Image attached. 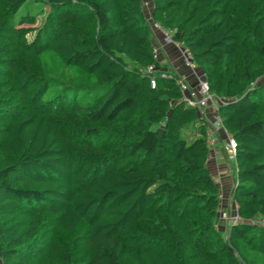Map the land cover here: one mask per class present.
I'll use <instances>...</instances> for the list:
<instances>
[{
    "label": "trees",
    "instance_id": "1",
    "mask_svg": "<svg viewBox=\"0 0 264 264\" xmlns=\"http://www.w3.org/2000/svg\"><path fill=\"white\" fill-rule=\"evenodd\" d=\"M152 1L231 98L232 198L244 221L264 219V0ZM153 36L143 0H0L1 264L264 263V226L218 228L208 124L177 75L151 87Z\"/></svg>",
    "mask_w": 264,
    "mask_h": 264
},
{
    "label": "built area",
    "instance_id": "2",
    "mask_svg": "<svg viewBox=\"0 0 264 264\" xmlns=\"http://www.w3.org/2000/svg\"><path fill=\"white\" fill-rule=\"evenodd\" d=\"M146 5H148V2H146ZM149 25L153 31L154 37L156 36V33H159L165 44H171L177 48L184 66L191 71L196 80V84L193 86L186 77L178 74L173 68H164L161 64H150L146 68V73L150 76L151 87H156L158 78H171L173 75H177L176 82L181 92L180 102L184 103L186 106L198 109L200 115L208 124L206 141L210 149L212 150L220 141V137H223L225 156L229 172L233 179V185L235 186V173L237 171V142L234 136L224 126L220 116V107L227 104L231 100L224 99L211 92L208 82L205 80L204 76L199 73L191 52L180 43L174 41L171 33L167 29L154 21H151ZM160 52L161 50L159 45L155 44L153 46V56L158 61H160ZM235 210L236 212L232 215H230V213L221 212L222 217L227 220V225L239 222H249L264 226V219L244 221L237 213L236 204Z\"/></svg>",
    "mask_w": 264,
    "mask_h": 264
},
{
    "label": "crops",
    "instance_id": "3",
    "mask_svg": "<svg viewBox=\"0 0 264 264\" xmlns=\"http://www.w3.org/2000/svg\"><path fill=\"white\" fill-rule=\"evenodd\" d=\"M146 2H148V5H146ZM152 0H143V11H144V15L146 20L150 23L153 17V6H152ZM148 6V7H147ZM152 44L153 46L155 44L159 45L160 47V64L162 66H164V68H173L178 74L186 77L188 79V81L194 86L196 84V80L193 76V74L191 73V71L184 66L182 60H181V55L179 53V51L177 50V48L173 45H169V44H165L161 38V35L159 33H156V36H153L152 39ZM203 75V74H202ZM224 143V139L223 137H220V141L217 143L216 146H214V148L210 151L209 154V158H208V162L207 165H209L213 170V178L215 180V177L219 178V184L221 185V188L223 189V191H225V193L221 192V205H220V215L222 209H225L223 206V200L226 198L225 196H227V190H229V184L225 183L224 177L227 176L228 174H230L229 172V168L227 167V159L225 156V147L223 145ZM232 177V176H231ZM216 182V181H215ZM227 184V185H225ZM218 185V184H217ZM231 187V185H230ZM229 201L232 198V191H229ZM223 205V206H222ZM222 208V209H221ZM219 218V222H218V228L221 231H227L228 227H227V223H223L221 221L220 216ZM220 225V226H219ZM221 227L223 229H221Z\"/></svg>",
    "mask_w": 264,
    "mask_h": 264
},
{
    "label": "rangeland",
    "instance_id": "4",
    "mask_svg": "<svg viewBox=\"0 0 264 264\" xmlns=\"http://www.w3.org/2000/svg\"><path fill=\"white\" fill-rule=\"evenodd\" d=\"M151 1V0H150ZM154 4H153V2H152V6H153ZM149 6V5H148ZM147 6V7H148ZM152 10H153V12H154V6H153V8H152ZM43 16L44 15H37V16H30L28 19H27V21H26V23H25V26H27L28 28H31L32 29V31H31V33L30 34H28L29 35V38H31V36L35 33V31H34V28H36L39 24H41V21H42V19H43ZM151 21H154V19H153V17H152V19H150ZM155 22V21H154ZM53 61H51L49 64H48V67L50 66V67H52V63ZM196 63V62H195ZM196 66H198L197 65V63H196ZM42 67H44V69H45V66H42ZM201 70V69H200ZM201 73L203 74V76H204V78H206V75H205V72L203 71V70H201ZM206 80V79H205ZM261 80L262 81H264V74H262V75H260L257 79H256V81H258V83L259 82H261ZM217 95V94H216ZM218 96V95H217ZM229 100H231V98H229ZM74 127L75 126H71V129H74ZM182 136L184 137V138H186L188 141H191V140H193L196 136H197V127L195 126V127H192V128H189L188 130H185L183 133H182ZM227 167H228V164H227ZM208 168H209V170L211 171V173L213 174V170H211L212 168L208 165ZM215 181H216V183L218 184V187L220 188V190H221V192L222 193H225V191H223V189L221 188V185L219 184V178L217 177H215ZM225 183H227V184H229V190H227V196H225L226 198L223 200V207L225 208V209H222V211L223 212H226V213H230V215H232V214H234L235 212H236V210H235V202L231 199L230 201H229V203H228V200H229V191L231 192L232 191V189H233V179H232V177H231V175H227V176H225L224 177V180H223ZM227 184H225V185H227ZM230 185H231V187H230ZM220 218H221V221L223 222V223H227V220L226 219H224L223 217H222V215H220ZM220 226V225H219ZM228 226V225H227ZM221 229H223L222 227H221ZM227 232V231H226ZM223 234H224V237L226 236L225 235V231H223ZM77 245H79V244H77ZM239 247H241V245H239L238 243H235L233 246H232V248H233V254L236 256V257H238V258H241V256H240V254H239V252H238V250H236L237 248L238 249H240ZM168 247H163V248H161V250L163 249V250H168L167 249ZM256 257H258V256H256ZM40 261H34V260H32V261H28V262H21V263H19V264H40L39 263ZM213 263H214V261H213ZM254 263L255 264H264V263H262V259L261 258H256V260L254 261ZM1 264V263H0ZM56 264H63V263H56Z\"/></svg>",
    "mask_w": 264,
    "mask_h": 264
},
{
    "label": "water",
    "instance_id": "5",
    "mask_svg": "<svg viewBox=\"0 0 264 264\" xmlns=\"http://www.w3.org/2000/svg\"><path fill=\"white\" fill-rule=\"evenodd\" d=\"M235 188H236V186L233 187V190H234ZM227 227H228V229H229V225H228ZM227 232H228V230H227Z\"/></svg>",
    "mask_w": 264,
    "mask_h": 264
}]
</instances>
